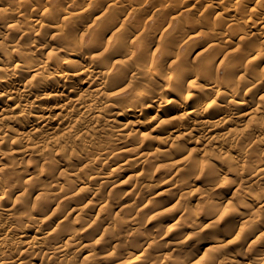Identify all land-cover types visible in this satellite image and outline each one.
<instances>
[{"label": "bare ground", "instance_id": "1", "mask_svg": "<svg viewBox=\"0 0 264 264\" xmlns=\"http://www.w3.org/2000/svg\"><path fill=\"white\" fill-rule=\"evenodd\" d=\"M194 1H204L205 7L219 20L216 23L218 25L200 32L198 36L200 39L203 34L205 43L212 48L204 54L201 48L203 44L199 45L200 40L193 46L199 48L196 54L190 50L172 55L168 53V47H161L157 42L144 44L136 40L135 47L140 49L136 54L135 47L127 48V42L132 38L128 31L131 25L125 20L118 23L116 19H106L101 27L96 26L91 30L90 26L84 24V20L94 17V11L81 5L75 7L77 0L72 3L74 7L63 8L58 5L60 9L55 12L51 8H36L32 3L24 6L14 4L5 12L7 17H10L14 13L20 15L23 7L32 8L31 14L25 19L30 23L29 26L21 29V26L12 20L9 24L6 23V28L0 32V159L4 160L0 163V264H84V259L87 264H91L92 254L89 252L107 246L108 243L102 239L85 238L88 232L84 236L78 234L72 223L90 212L87 209L94 203H70L65 216H55L54 220H48L49 216L44 217L48 207L38 205L32 212L28 206L29 200L42 196V192H38L39 189H32L30 193L23 191L17 183L31 182L36 178L32 171L36 166H22L19 159L31 155L43 157L55 146L70 138L77 141L89 135L92 137L98 131L103 132V127L98 123L104 115L111 112V107L116 109L113 114L121 117L116 118L115 125L118 130L113 132L127 144L81 157L80 161H83L86 169H91L92 164L99 159L115 158L120 154L127 155V160L126 157L124 159L126 166H141L158 159L168 150H173L180 140H192L194 132L199 134L195 136L196 146L203 145L202 148L208 147L211 151L221 153L224 145L223 135L218 134V130L223 125H234L242 119L257 124L255 121L258 120V115L264 113V106L258 104L264 97V92L262 84L259 83L261 79L257 78L258 75L252 76L251 72L264 60V0H219L214 4L206 0ZM109 3L115 7L121 6L119 0H111ZM192 10L193 7L189 9ZM204 19L209 21L207 15ZM220 22L222 25L228 23L232 27V32L224 39L225 34L221 31ZM113 26L127 33L109 34L108 31ZM45 29H48V38L37 43L33 37L43 36L40 33ZM16 31L19 32L18 35ZM187 33L189 36L186 41L180 35H174L173 38L189 42L194 35L191 31ZM162 34V38H165L168 31L165 30ZM255 35L259 37L254 38ZM24 38L27 43L23 42ZM252 40H257L254 48L248 54L247 51L243 53L238 50L226 66L229 69L227 73L230 72L228 76H239L237 82L232 80L226 86H220L216 78L220 72V66L217 64L218 54L227 55L233 47L242 43L249 44ZM159 53L163 57L160 55L162 58L158 60ZM67 56L71 58H66ZM162 59L166 60L168 65L163 64ZM147 60L150 61L149 67L142 69V63ZM167 66V71L162 72ZM263 74L264 72H261L260 76ZM151 76L156 79L151 80ZM137 82L139 84L135 85ZM128 84H134L130 86H133L130 93H126ZM195 86L199 89V95L191 93ZM173 96H178L181 100L175 101L171 98ZM173 102L175 105L172 106ZM214 110H218L220 114L212 115ZM146 114L150 115L149 118L141 120ZM127 126L145 128L147 132L141 131L138 134L140 140L133 143L132 129L121 133ZM251 133L256 146L264 145V126L256 125ZM106 139L111 141L110 138ZM147 141H150L146 145L151 147L150 151L143 150ZM97 142L98 139L94 138L83 146H94ZM4 145L8 146L5 151L2 149ZM262 150L264 154V149ZM16 157L19 158L14 160ZM7 159L9 162L5 161ZM239 160L240 156L231 155L226 164L237 163ZM66 166L68 165L54 162L51 170L58 168L65 171ZM95 169L92 168L89 178L74 170L68 173L70 182L82 185V190H79L92 198L107 181L106 173ZM115 169H110V175ZM239 175L244 181L252 182L251 186L257 185L264 178V164L253 170L240 171ZM210 176L214 181L220 179V175L215 172ZM173 177L175 173L171 174L167 183ZM138 179L143 180L140 172L134 175V180ZM89 184L97 187L89 188ZM147 187L154 190L157 185H142V188ZM47 188L54 195L43 191L50 195L42 196L45 200L52 197L63 198L67 192H72L67 191L65 186L54 183L48 184ZM33 191L38 194L31 196ZM165 192L166 190L161 189L151 195L156 199ZM180 196L179 194L178 197ZM226 200L225 196L218 195L214 203L207 205L209 208L220 207ZM240 202L244 205V211L240 208L230 215L232 219L236 218L239 224L235 225L234 221L223 234H241L242 223L258 219L255 226L257 234L251 238L260 243V237L257 235L264 231V196L247 194L241 197ZM62 203L67 204L64 201ZM131 205L133 204L129 203L127 207L131 208ZM142 207L147 206L144 204ZM54 210L55 207L53 212ZM71 213L73 217H70ZM113 214L117 215V212ZM14 216L22 222H11L14 218H9ZM195 218L196 216L189 215L184 220L166 225L164 230L160 223H157L149 235L152 239L160 237L162 243H166L168 236L178 230L184 231L187 223ZM47 220L56 225L55 229L64 227L65 238L60 234L45 233L43 226ZM211 224V221L205 222L203 227L210 228ZM86 225L87 223L83 226L86 228ZM92 227L94 229L96 223ZM186 242L185 239L182 243H169L167 246L175 251ZM147 244L148 246L142 249L139 243L128 245L126 253L113 248L96 264H155V260H140L153 242L149 241ZM223 245V242L215 237L203 252L217 255ZM83 253L86 254L81 257ZM78 257L82 260L76 263ZM243 259L246 262H233L264 264V255ZM173 264H182V259L175 260Z\"/></svg>", "mask_w": 264, "mask_h": 264}, {"label": "rangeland", "instance_id": "2", "mask_svg": "<svg viewBox=\"0 0 264 264\" xmlns=\"http://www.w3.org/2000/svg\"><path fill=\"white\" fill-rule=\"evenodd\" d=\"M77 1L78 4L76 3L77 6L75 4V7L81 5L94 11L95 18L92 16L84 20V24L90 26L91 30L96 26L101 27L103 20L106 19H116L118 23H122V20H125L128 25H131L128 31L132 37L127 42V48L131 49L135 47L136 40L142 41L144 44L154 41L160 44L161 47H168V53L171 55L174 53L182 54L190 50L191 53L195 52L196 54L199 48H193V46L199 40V45L203 44L201 47L203 48V54L211 50L212 48L205 43L204 35L202 34L200 39H198V36L200 32L209 30L213 25H218L216 23L219 21L215 14L209 12V9L205 7L204 1L200 3V1L195 2L194 0H119L121 2V6L119 7L110 4L111 0ZM206 1H211L214 4L219 0ZM73 2L74 0H0V32H3L6 28V23L9 24L12 20L13 23L21 26V29L30 24L25 19L31 14L32 8L28 6L23 7L20 15L14 13V15L7 17L5 12H8L11 5L24 6L27 3H32L36 8H51L55 12L56 9H60L58 5L63 8L68 6L70 8L74 7L72 6ZM191 7H193V10L189 11ZM221 7L219 10H221ZM206 15L209 21L204 19ZM220 25H222L221 22ZM35 29L36 27L33 28V30ZM165 30L168 31V35L162 38L164 37L162 32ZM188 31H191L194 35L189 42L173 38L174 35H180L186 41L189 36ZM221 31L225 34L223 36L224 39L232 32V27L228 23H225L221 26ZM15 33L18 35L19 32L16 31ZM47 33L48 29H45L40 33L43 36L33 37V39L37 43L42 42L48 38ZM90 33L91 31L88 32V34ZM108 33L118 35L120 33L126 34L127 32L113 26ZM32 34L33 32L30 33V36ZM258 37V35L254 36L256 39ZM256 41L252 40L249 44L242 43L238 47H233L227 55L218 54L217 64L220 66V72L216 78L220 86H226L232 80H236L237 82L239 76H228L230 73H227L229 69L226 68L228 61L238 50H241L243 53L247 51L248 54L257 44ZM23 42L27 43V39L24 38ZM134 51L137 54L140 49L135 47ZM160 55L162 56L161 53L157 56L158 60L163 57ZM69 57L67 56L66 58ZM162 62L168 65L166 60L162 59ZM149 64L150 61L147 60L142 63L141 68L147 69ZM167 69L168 66L162 72L167 71ZM261 72H264V60L251 72L252 76L258 75L259 77L257 78L261 79L259 83L262 84V91L264 92V74L260 76ZM153 79H156V77L151 76V80ZM141 81L146 82L143 79ZM137 84L139 83L137 82L135 85ZM128 85L126 93H130L131 90L133 91L134 84ZM131 85H133L132 89L130 88ZM191 93L199 95L198 87L192 88ZM171 98L175 101L181 100L178 96ZM258 104L264 106V97L258 101ZM171 105L173 106L175 103L173 102ZM110 111L104 115L105 119L101 118L99 120L98 124L103 127V132L98 131L92 137L89 135L79 140L77 139V141L70 138L55 146L51 152L43 157L31 155L18 160L22 166H36V169L32 170L36 174L34 180L24 183L19 181L17 183L23 191L30 193L32 189L34 191L39 189L38 192H42V196H50L45 192L53 196L54 194L47 188V185L51 183L65 186L67 191L72 190V192L66 191L68 194L63 198L52 197L50 200H45L39 195V197L30 199L28 206L32 212L34 207L44 205L48 207L44 212V217L49 216L48 220H54L55 216H65L67 214L70 203H86L87 201L94 203V205L90 204L91 206L87 209L90 212L81 216L80 219L72 221L78 234L84 236L88 232L85 238H91L92 240L102 239L108 243L105 248L99 247L93 249L92 253L89 252V254H92L91 264L101 262V257L109 254L113 248L125 252L128 251V245L139 243L142 249L148 246L147 243L149 241H152L153 244L148 248L146 253L142 254L140 260L145 259L147 262L155 260V264H173L175 260L181 261V259L182 264H235L234 260L244 263L246 262L243 259L244 257L251 259L253 256L264 255V231L257 235L260 237V243L251 238L252 235L257 234L255 226L258 219L242 223L243 233L241 234H227L226 236L223 234L234 221L235 225L239 224L238 220L236 218L232 219L230 215L240 208H243L242 211H244V205L240 202L242 196L247 194L264 196V178L257 185L251 186L252 182L244 181L239 175L240 171L253 170L264 164V154L262 153L264 145L256 146L253 141V133H251V130L256 125L264 126V113L258 115V120L255 121L257 124H254L253 121L248 122L246 119H242L241 122L234 125H223L218 130L220 132L218 134L223 135L224 145L221 153L215 150L211 151V148L208 147L202 148L203 145L196 146L194 144L196 141L195 136L199 134L194 132L192 140H180L176 143V148L168 150L158 159L143 163L141 166H126L124 159L127 155L125 154L105 160H103L104 158L99 159L92 164V168L95 167V171L105 172L107 181L99 193L92 198L89 194H85L84 191L79 190V188L83 187L82 185H75L73 182H70L68 173L74 170L89 178L92 168H84L83 161H80L81 157L95 151L110 150L127 144L125 140L116 136L113 132L115 129L118 130L115 125L116 118L121 117H116L113 114L116 112V109L111 107ZM217 111L214 110L212 115L220 114ZM148 116L150 115L146 114L141 120L145 121L149 118ZM131 129L132 139H134L133 143L140 140L138 134L141 131L147 132L145 128L127 126L121 133L124 134ZM240 131L243 132L240 133ZM94 138H97L98 142L94 146L84 148L83 145L89 143ZM106 138H110L111 141ZM149 142L147 141L143 145L144 151H150L151 147L146 146ZM7 145L2 146L4 151L8 147ZM135 145L137 146L138 144ZM64 147L68 149L62 150ZM174 150L176 151L173 152ZM231 155L240 156V160L237 163L226 164L228 157H231ZM18 158L16 157L14 160ZM3 161L0 159V163ZM5 161H8V159ZM54 162H59L63 165L67 164L68 166H66L65 171L58 168L51 170ZM113 167L116 169L110 175V169ZM137 172L143 175V180H134V175ZM214 172L220 175V179L217 181L210 179V175H213ZM174 173L175 177L169 182L171 184L167 183L171 174ZM129 176L132 177L130 178ZM220 182L222 183L221 185ZM145 183L154 184L157 187L154 190L149 187L142 188V185ZM88 186L89 188L97 187L93 184H89ZM161 189L166 190V192L154 199L151 194ZM34 191L31 193V196L38 194V192L34 193ZM179 194L181 195L180 197H178ZM218 195L225 196L227 198L226 202H222L223 204L220 207L209 208L207 204L214 203ZM63 201L67 204H61ZM129 203L133 204L131 208L127 207ZM144 204L147 207H142ZM177 205L179 208H176ZM54 207L55 210L53 212ZM167 209L171 211L167 212ZM115 212H117V215L113 214ZM189 215L196 216V218L192 222L187 223L184 231L178 230L173 235L168 236L166 243H162L163 241L160 240V237L152 239L149 235V232L152 231V228L157 223H160L163 227L162 230H164L166 225L176 221L179 222L180 219L184 220ZM70 217H73L72 213ZM15 218L17 217L14 216L9 219H13L11 222L17 224H19L18 222H22L20 219ZM48 220L43 226L45 233L66 236L64 227L59 226L55 229L56 225L48 222ZM210 221L212 222L211 227L204 228L203 224ZM86 223L85 228L83 225ZM95 223L96 227L92 229ZM103 231L106 232L102 234ZM215 237H218L221 243L223 242L224 244L220 248V253L218 252L217 255L213 253L211 255L208 252L204 253L203 250L206 245L210 244L211 240ZM185 239L187 242L182 244L178 250L173 251L167 246L169 243H182ZM85 254L83 253L81 257ZM81 257L77 258L76 263L82 260ZM37 259V263H39L40 257ZM85 260L84 264H87Z\"/></svg>", "mask_w": 264, "mask_h": 264}]
</instances>
